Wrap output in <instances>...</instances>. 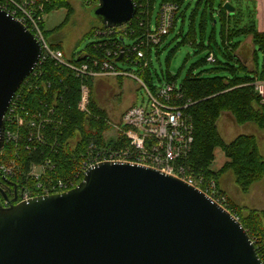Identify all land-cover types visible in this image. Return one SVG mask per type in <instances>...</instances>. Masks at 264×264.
<instances>
[{
    "label": "water",
    "instance_id": "obj_1",
    "mask_svg": "<svg viewBox=\"0 0 264 264\" xmlns=\"http://www.w3.org/2000/svg\"><path fill=\"white\" fill-rule=\"evenodd\" d=\"M135 12L133 0H98L93 10L106 28ZM40 54L0 9V151L8 107ZM0 264L264 263L240 222L202 192L152 168L104 162L66 192L0 205Z\"/></svg>",
    "mask_w": 264,
    "mask_h": 264
},
{
    "label": "trees",
    "instance_id": "obj_2",
    "mask_svg": "<svg viewBox=\"0 0 264 264\" xmlns=\"http://www.w3.org/2000/svg\"><path fill=\"white\" fill-rule=\"evenodd\" d=\"M33 1L31 9L37 16H45L56 9L67 11L64 21H67L72 15V8L68 0ZM133 1L136 5V12L129 21V25L125 27L126 35L112 33L107 37L108 40L102 41L101 47L94 49L93 45L98 39L101 40V37H96V32L104 31L106 28L103 25L101 29L93 28L84 36H95L96 41L89 44L82 53L95 56L100 60L104 59L107 49L112 51L118 49L119 51L123 47L126 52L131 44H136V41L142 38L144 28L139 27V22L142 20L145 27L150 23L157 2H159L158 9L163 4L176 5L178 11L170 33L174 31L178 20H182V25L188 21L186 34L184 35L181 27L178 35L182 38V43H190L197 48L198 52H206L200 64L207 63L206 58L209 54H213L215 57L213 65L220 64L214 54V46L218 48V52L225 60L238 63V66L226 63L225 67L219 69L228 72V76L206 78L196 76L193 75L191 67L184 77L179 86L183 96L179 104L184 106L183 113L186 119L188 118V121L190 120L192 123L193 138L189 151L179 159L178 164L196 176L213 178L217 182V172L212 171L210 166L215 159L216 149L220 148L227 161L218 172L227 168L234 170L237 184L244 191L248 187L247 184L253 181L264 167L260 160L261 155L258 152L256 139L252 136L239 135L232 142L226 144L220 136L217 122L224 116L237 125L250 123L264 129V104L260 103L252 86V82L256 79L264 78V0H220L218 9L215 8V0H190L193 4L188 0ZM3 2L0 0V3ZM225 3L234 8L233 13L224 9ZM244 6L245 8H243ZM188 13L190 15L186 17ZM39 27L49 47L63 53L59 42L47 41L51 33L44 30L43 20L39 23ZM28 29L30 30L29 27ZM241 36L250 37L254 47L261 52L263 56L261 70L249 71L235 55V51L240 45L237 39ZM142 49L144 59L138 62L135 75L153 90L150 72L151 49ZM158 52L156 50V53ZM77 56L67 61L77 65L80 63L76 60ZM127 59H129L127 64L133 65L129 62L134 61L135 56L133 55L131 60L130 57ZM143 63H147V67L143 68ZM157 80L175 83L176 77H171L167 71L165 74H161V78L157 77ZM94 81L90 78H76L72 71L62 65H56L49 57L41 61L23 81L13 100L18 96L19 106L29 113L40 115L43 120L42 135L44 139L43 142L37 144H35V140L28 141L26 134L29 133V130L23 128L17 143L10 141L2 148L0 165L15 164V174L19 178L21 177L18 181L14 177L10 179L14 186L19 187L20 190L25 189V186L29 184V180L25 177L28 168L32 165L42 164L46 158H49L54 167L53 172H49V174L59 179L72 178L77 171L80 157L89 144L97 147H122L125 145V139L119 132L115 133V137L108 139L104 137V134L111 129V124L106 112L97 105L93 94ZM83 83H86L90 89L88 113H82L77 108L80 85ZM28 145L31 146L29 150L25 148ZM13 147H16L14 151ZM81 180L82 176L77 184ZM252 219L257 220L258 217L252 216ZM242 220L251 219L242 218ZM239 222L246 230V226L241 221ZM257 225L259 235L263 236L264 223L260 217ZM247 234L253 242L259 258L264 262L255 240L251 234L249 235L248 232Z\"/></svg>",
    "mask_w": 264,
    "mask_h": 264
},
{
    "label": "built area",
    "instance_id": "obj_3",
    "mask_svg": "<svg viewBox=\"0 0 264 264\" xmlns=\"http://www.w3.org/2000/svg\"><path fill=\"white\" fill-rule=\"evenodd\" d=\"M6 3L4 5L0 3V9L6 11L27 29L29 27L33 33L28 30L40 45L41 54L34 70L41 61L49 57L56 65H62L72 71L76 78H90L91 80L101 76H131L124 70H118L117 62L123 61L127 63L129 60L127 58L130 57L131 60L134 55V61H130L129 64L137 67L138 62L144 59L142 48L159 47L163 37L170 33L174 24V17L178 11L176 5H161L157 12L154 27L151 26V21L145 27L144 22L140 20L139 27L144 28L143 36L136 41V44H131L126 52L123 47L119 51L118 49L113 51L107 49L104 59L100 60L95 58V56L82 53L76 59L80 63L75 65L67 61L61 51L51 49L46 41L42 39L39 23L43 20V16H37L32 12L33 0H8ZM127 25H129V22L121 27H105L106 30L97 31L96 37H101V40L98 39L93 48L101 47L102 41L108 40L109 38L107 37L112 35V33L126 35L125 27ZM206 62L213 64L215 62L214 55L209 54ZM142 67H147V63H143ZM138 83L147 94L146 102L139 106L132 105L121 114L118 124L111 123V126L123 135L125 145L122 147H97L89 144L84 154L81 155L77 171L72 178L53 179L54 176L49 174V172L52 173L54 167L49 158H46L40 165L30 166L25 173V177L28 180H34L37 183V187L42 188L44 193L32 196L31 193L25 192V189H23L21 190L18 203L38 196L58 194V192H47L46 190L49 188L46 186L47 184H50L53 190H62L64 188L70 190L77 185L80 176L82 175L83 177L89 167L104 162H120L152 168L175 177L194 187L210 200L223 207V197H219L213 178L207 179L200 175L196 176L178 164L179 159L189 151L193 138L192 123L190 120L188 121V118L186 119L183 113L184 106L179 104V101L183 98L179 87H176L175 83H165L159 88L154 86L152 90L146 83L141 81H138ZM252 86L260 102L264 104V78L256 79L252 82ZM13 99L4 118V141L17 143L20 140L21 129L25 128L29 130V133L26 134L28 141L35 140V144L43 142V120H41L40 115L38 113H29L19 106L18 96L15 97V100ZM89 103L90 89L86 83H83L80 85L78 110L82 113H88ZM183 140H186V142H183ZM30 147L28 145L25 148L29 150ZM0 175L12 178L15 175V166L7 167V169L2 167Z\"/></svg>",
    "mask_w": 264,
    "mask_h": 264
},
{
    "label": "rangeland",
    "instance_id": "obj_4",
    "mask_svg": "<svg viewBox=\"0 0 264 264\" xmlns=\"http://www.w3.org/2000/svg\"><path fill=\"white\" fill-rule=\"evenodd\" d=\"M3 1V5L7 4L6 2H8V0ZM189 1L190 0H188V2ZM68 2L72 8V15L69 16L67 21H64L67 13L65 9H56L55 11L43 16L44 30L51 33L47 41L53 43L59 42L62 46L63 54L65 55L66 60L76 58L79 53H82L86 50L89 44L96 41L95 36L85 37L84 35L86 33H88L93 28H102V24L93 14L94 7L98 5V0H68ZM190 2L193 4L192 1ZM215 3V8L218 9L220 0H215ZM158 6L159 2L155 4L151 15L152 27H154L156 23ZM243 8H245V6ZM189 15L190 13L186 14V17H189ZM181 21L182 20L177 21L174 31L169 33L168 36L164 38L158 49L151 48L150 72L153 86L159 88L166 83L164 80L159 82L157 77L161 78V74H165L167 71L171 77H176L175 85L176 87H179L191 67L193 68V75L206 78L213 76H228V72L219 70L222 69V67H225L226 63L238 66V63L234 61L225 60L221 53L218 52V48L215 46L214 54L220 64H200V61L205 57L206 52H198V50H196L197 48L192 46L190 43H182V38L178 34L181 27L184 35L186 34L188 29V21H186L184 25L181 24ZM34 33H36V31H34ZM41 37L43 40H45L43 33H41ZM237 41L241 43L238 50V55L241 57V61L245 63L247 69L249 71L255 69L261 70L263 64V56L261 52H259L256 47L251 45L249 38L246 36L239 37ZM156 50L159 52L156 53ZM116 65L117 68L128 72L131 74V76L121 78L114 76H101L96 78L94 81V97L96 98L97 105L106 112L107 117L110 120V124H118L121 114L127 108L131 107L132 105H142L147 100V94L138 83V81H143L140 80L137 75H134L136 73L137 67L134 65H128L125 62H117ZM110 127L111 129L108 128L109 130L104 134L105 139L115 137V133L118 132L112 126ZM229 127L234 128V131H231L227 137L225 136V132L229 129ZM217 128L226 144L232 142L239 135L255 137L258 152L261 155L260 160L264 164V129H261L256 124L250 123L237 125L233 122H230L224 116L218 120ZM6 143L7 142L4 141L3 147ZM14 148L16 147L12 148L13 151ZM214 155L215 159L211 164L210 169L214 172H217V182L215 180L214 181L216 183V189L219 193V197H223L222 208H224L238 221H241V223L246 226V232H248L249 235L251 234L255 240L257 248L259 249L264 260V235H259L260 233H258L259 229L257 225L259 217L264 223V167L262 168V171L256 175L255 179L247 184V189L243 191L242 188L237 184L235 175L236 172L234 170L227 168L225 170L223 169L221 172H218L222 168L223 164L227 161L222 150L217 148ZM2 167L7 169V167H13V165L10 163L0 165V172ZM1 177L11 183L10 177ZM13 177L17 181L21 178H19V176L16 174ZM54 177L55 178L53 179L57 178L56 176ZM29 184L25 186V192L31 193L32 196L44 193L42 188L37 187V183H35L34 180H29ZM46 186L49 187L46 190L49 193H59L68 190L65 188L62 190H53L50 184H47ZM17 190L18 194L14 202L19 201L20 199L21 190L19 187H17ZM4 195L6 199L10 201L11 196H9L7 193H4ZM1 202L3 203L4 200L2 199ZM252 216H257L258 219L254 220L252 219ZM242 218H248L251 220L243 221Z\"/></svg>",
    "mask_w": 264,
    "mask_h": 264
},
{
    "label": "flooded vegetation",
    "instance_id": "obj_5",
    "mask_svg": "<svg viewBox=\"0 0 264 264\" xmlns=\"http://www.w3.org/2000/svg\"><path fill=\"white\" fill-rule=\"evenodd\" d=\"M6 183H7V185H6ZM4 193H7L9 196H11L10 201L5 200V198L3 197ZM17 194H18L17 187L13 186L12 182L10 183L9 181L5 180L0 175V205L7 207L10 205V203L11 204H17L18 201L12 202V200H14L17 197ZM2 199L4 200L3 203L1 202Z\"/></svg>",
    "mask_w": 264,
    "mask_h": 264
},
{
    "label": "crops",
    "instance_id": "obj_6",
    "mask_svg": "<svg viewBox=\"0 0 264 264\" xmlns=\"http://www.w3.org/2000/svg\"><path fill=\"white\" fill-rule=\"evenodd\" d=\"M249 38V42L251 43V45L252 46H254L253 44H252V41H251V38L250 37H248ZM240 45H241V43H240ZM240 45H239V47L236 49V51H235V55L238 57V59L241 61V57L238 55V50H239V48H240ZM242 62V61H241ZM244 65H245V63L244 62H242ZM246 66V65H245ZM251 71H254V70H251ZM219 131V130H218ZM231 131H234V128H232V127H229V129L225 132V136H227L229 133H231ZM220 133V132H219ZM220 136L222 137V135L220 134ZM228 137V136H227ZM223 139V138H222ZM224 140V139H223Z\"/></svg>",
    "mask_w": 264,
    "mask_h": 264
}]
</instances>
